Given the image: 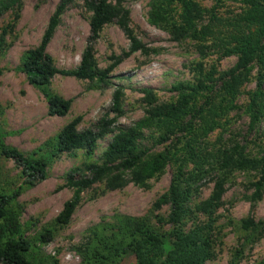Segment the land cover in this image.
Masks as SVG:
<instances>
[{"label":"rangeland","instance_id":"374dc122","mask_svg":"<svg viewBox=\"0 0 264 264\" xmlns=\"http://www.w3.org/2000/svg\"><path fill=\"white\" fill-rule=\"evenodd\" d=\"M118 5L119 0H108ZM204 11L199 25L213 22L225 32L232 31L235 21L245 6L238 0H195ZM155 0H121L130 12V26L138 39L152 49L151 54L140 52L125 59L110 74L109 85L97 81L56 76L51 89L65 99L72 100L70 113L63 118L52 117L42 91L32 86L22 66L25 54L41 43L59 0H22L20 5L0 17V36L9 27L4 47L0 48V140L20 150L28 157L48 162L47 179L34 187L24 185L21 169L12 160L0 155V194L11 195L22 188L20 195L8 207V216L0 220V245L10 238L22 236L30 242L26 256L31 264H138L130 252L111 260L108 249H103L93 230L103 225L117 226L120 217H133L151 228L165 233L170 229V206L160 209L155 203L170 188L173 177L183 166L193 195L189 203L190 216L185 221L189 231L198 223H206L196 207L213 193L218 180H224L225 193L216 213L214 248L216 257L207 264H258L264 261V188L261 199H254V183L264 170L223 168L225 152L236 146L252 159L264 158V118L253 123L248 112L249 95L257 89L258 69L254 68L249 83L237 99L238 109L231 111L206 139L192 144L195 154L190 156L188 136L179 130L181 123L192 120L193 109L204 104L208 92L191 98L190 111L179 121L150 124L139 140L140 150H147L145 160L168 155L169 162L162 174L138 186L131 182L119 190H108L105 182L78 191L66 185L69 172L85 165L102 164L103 154L113 137L121 130L137 126L147 118L146 111L156 106L177 103L182 94L174 91L179 84H196L195 67L203 64L205 75L215 71L216 78L234 67L236 56L222 57L218 48L208 49L203 55L199 46H209L185 39L174 41L170 33L155 25L150 12ZM177 16L181 7L174 6ZM92 12L85 0H75L66 9L48 46L59 69L73 70L81 62L90 35ZM220 20L221 23L218 22ZM130 49V41L116 24L106 25L95 45L96 59L102 69L113 64V56ZM219 85V82H217ZM151 89L152 97L141 90ZM123 90V113L117 117L112 132L97 143L92 155L84 150L57 153V136L62 128L76 117H81L79 130L92 127L110 113L113 95ZM188 93V92H187ZM167 138L162 142L161 138ZM192 157V158H191ZM188 173V174H187ZM79 194V204L68 225L60 226L56 218L66 202ZM253 221L250 228L245 221ZM47 232L51 237L44 238ZM104 257V258H103Z\"/></svg>","mask_w":264,"mask_h":264},{"label":"trees","instance_id":"16d2710c","mask_svg":"<svg viewBox=\"0 0 264 264\" xmlns=\"http://www.w3.org/2000/svg\"><path fill=\"white\" fill-rule=\"evenodd\" d=\"M21 1L0 0V17L20 5ZM74 1L59 0L40 45L25 54L21 69L29 83L42 91L48 104L49 115L52 117H66L73 103L72 100L52 91V80L56 76L97 81L107 86L110 74L125 59L138 52L144 55L152 52V49L135 35L130 26V12L123 7L121 0L118 5H113L108 0H85L86 7L92 12V18L90 35L80 65L73 70L59 69L48 53V46L61 23L62 15ZM238 1L245 6V10L232 25V31L225 32L213 22L199 25L204 17V11L195 0H155L150 19L155 25L167 30L174 41L191 39L202 43L211 42L209 46L204 44L199 46L203 55L208 49L218 48L222 57L236 56L238 61L219 78L215 77V71L205 75L203 64H198L195 67L198 75L195 79L196 84H179L173 88L182 94L177 103L150 108L146 111L147 118L140 121L137 126L119 131L108 144L103 154V163L85 165L86 173H82V169L69 172L66 178L68 187L76 188L80 192L105 182L108 190L115 191L123 189L128 184L127 173L131 175V182L138 186H143L148 180L162 174L169 162V156L160 154L153 159L145 160L148 151L139 148V140L143 137L142 130L152 123L181 120L190 111L191 98L196 94L208 92L210 96L206 98L204 104L192 110V120L178 126L179 130L188 136L186 147L190 156H196L192 144L206 139L220 128L221 121L231 111L238 109L237 99L250 82L254 68L258 69L257 89L249 95L248 112L254 124L264 118V0ZM175 5L181 7L179 16L174 9ZM218 22L221 23L220 20ZM112 23H116L124 32L130 41V49L120 56H113V64L102 69L96 59L95 45L104 27ZM9 27L14 28L13 25ZM9 27L1 32L0 48L4 47ZM3 72L0 67V77ZM141 91L148 98L153 96L151 89ZM123 95L122 89L116 90L113 95L110 113L115 114V117L106 115L92 127L84 130H79L82 120L80 116L66 124L57 136V153L84 150L87 155H92L98 141L112 132L117 117L122 115ZM161 140L164 142L167 138L163 137ZM0 155L12 160L21 169L25 186L34 187L47 179L48 162L45 159L28 157L1 140ZM221 163L223 168L231 167L242 171L264 170V158H249L239 146L231 152H225ZM192 178L193 174L186 177L183 166H180L169 190L155 203L158 209L164 205L170 206L168 217L170 229L167 232L161 233L133 217H120L115 227L103 225L93 230V237L99 239L97 241L103 249H108L110 259L132 252L138 264H207L213 260L216 257L214 224L217 220L216 213L222 205L225 182L218 180L212 195L196 207L197 212L206 216L208 222L198 223L186 231L185 221L190 216L189 203L194 194L189 183ZM254 188L253 198L261 199L264 174L254 183ZM21 190L22 188H19L11 195L0 194V220L7 218L9 205L20 195ZM78 204L79 194L65 203L56 218V223L60 226L68 225ZM253 225L254 222L251 220L244 222L246 229ZM50 235L51 232H47L44 238H49ZM29 249L30 242L22 236L10 238L0 245V264H31L26 256ZM258 264H264V261Z\"/></svg>","mask_w":264,"mask_h":264}]
</instances>
